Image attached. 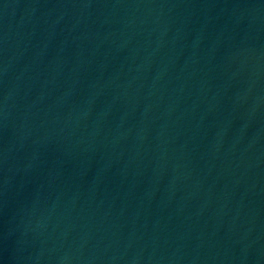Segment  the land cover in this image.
I'll use <instances>...</instances> for the list:
<instances>
[{
    "label": "water",
    "instance_id": "obj_1",
    "mask_svg": "<svg viewBox=\"0 0 264 264\" xmlns=\"http://www.w3.org/2000/svg\"><path fill=\"white\" fill-rule=\"evenodd\" d=\"M0 264H264V0H0Z\"/></svg>",
    "mask_w": 264,
    "mask_h": 264
}]
</instances>
